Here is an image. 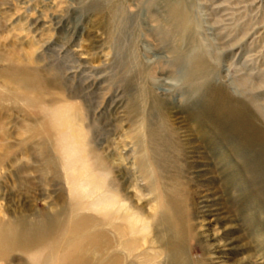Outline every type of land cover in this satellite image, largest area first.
Returning <instances> with one entry per match:
<instances>
[{"label": "rangeland", "instance_id": "obj_1", "mask_svg": "<svg viewBox=\"0 0 264 264\" xmlns=\"http://www.w3.org/2000/svg\"><path fill=\"white\" fill-rule=\"evenodd\" d=\"M248 100L264 0H0V264H264Z\"/></svg>", "mask_w": 264, "mask_h": 264}, {"label": "bare ground", "instance_id": "obj_2", "mask_svg": "<svg viewBox=\"0 0 264 264\" xmlns=\"http://www.w3.org/2000/svg\"><path fill=\"white\" fill-rule=\"evenodd\" d=\"M193 57H192V65H193V67H192V70L194 71V72H196L197 74H199L200 76H202V77H207L208 75H207V72H206V70L204 69V64H205V62L203 61V59H202V57L200 56V54H194V55H192ZM192 72V71H191ZM190 78V77H189ZM181 79V78H180ZM197 79H198V77H197ZM44 86V85H43ZM250 96V95H249ZM257 107H256V105H254V102H252V101H250V100H248V102H246V104H241V112H242V114L245 116V118L247 119V120H249L251 123H253V122H255V121H260L261 120V124H262V122H264V114H261L260 112H258L257 111V109H256ZM47 116V115H46ZM257 121V122H258ZM63 122V121H62ZM249 123V122H248ZM250 123V124H251ZM260 123V122H259ZM50 124V123H49ZM254 124V123H253ZM260 124V125H261ZM255 125V124H254ZM253 125V126H254ZM264 126V125H263ZM264 128V127H263ZM258 129V128H257ZM58 133V132H57ZM263 133V132H262ZM59 141V140H58ZM75 170V169H74ZM106 175V174H105ZM91 185V184H90ZM92 186V185H91ZM84 187V186H83ZM82 187V188H83ZM86 187V186H85ZM94 188H95V186H93ZM92 187V188H93ZM114 188V187H113ZM99 189H101V188H99ZM110 189V188H109ZM78 190V189H77ZM80 190V189H79ZM79 190H78V192H79ZM86 190V189H85ZM84 190V191H85ZM88 190H90V192L92 193V190L90 189V188H88ZM98 190V189H97ZM106 190H108V189H106ZM111 190H114V189H111ZM115 190H116V188H115ZM84 191H82V193L83 194H85L84 193ZM94 191H96V189L94 190ZM99 191V190H98ZM103 191V193L105 192V189L104 190H102ZM81 192V191H80ZM79 192V193H80ZM87 193V192H86ZM96 193V192H95ZM95 193H94V198L93 199H95ZM106 193V192H105ZM110 194H111V192H110ZM82 195V194H81ZM93 195V194H92ZM105 195V194H104ZM113 195V194H112ZM78 196H79V194H78ZM83 196H90L91 197V195H83ZM102 196H103V194H102ZM111 196V195H110ZM110 196H109V199H110ZM115 196L116 195H114L113 197L115 198ZM81 197V196H80ZM119 197V196H118ZM73 198H75V197H73ZM73 198H72V201H73ZM78 198V197H77ZM76 198V199H77ZM88 198H84L83 199V202H84V200H87ZM108 199V200H109ZM78 200V199H77ZM76 200V202H79L80 200H78L77 201ZM81 200H82V197H81ZM98 200V199H97ZM112 200V199H111ZM95 201H96V199H95ZM103 201V200H102ZM99 202H101V201H99ZM118 202H120V199H119V201ZM72 205L74 204V202L72 203V202H70ZM85 203V202H84ZM84 203H83V205H84ZM90 203V202H89ZM98 203V202H97ZM105 203H107V202H104L103 204H101L100 203V206L102 205L103 207H104V209H106L107 210V207H108V203L106 204V206L104 205ZM86 204V203H85ZM112 205V202L110 203L109 202V205ZM124 203H122V205H123ZM127 203H125L124 205H126ZM79 205V204H78ZM77 205V206H78ZM113 205L115 206V205H117V203L116 204H114L113 203ZM120 203L118 204V206L119 207H123ZM77 206H75V207H77ZM88 206V205H87ZM92 206H93V203H92ZM114 206H110V207H114ZM117 206V207H118ZM73 207V206H72ZM81 207H83V206H81ZM80 207V208H81ZM91 206L89 205V207L88 208H90ZM93 207H95V206H93ZM106 207V208H105ZM116 208V209H119V211H120V209H122V208ZM128 207V206H127ZM74 208V207H73ZM79 208V207H78ZM79 208V209H80ZM125 208H126V206H125ZM78 209V210H79ZM87 209V208H86ZM85 209V210H86ZM96 209V208H95ZM94 209V210H95ZM109 209H111V208H109ZM124 209V208H123ZM74 210V209H73ZM84 210V211H85ZM101 210H103V208L101 209ZM114 211H115V208L113 209ZM127 210V209H126ZM75 211V210H74ZM73 211V212H74ZM76 211H77V209H76ZM81 211H82V208H81V210H80V213H81ZM93 211V210H92ZM108 211V210H107ZM109 211H111V210H109ZM121 211H123V210H121ZM128 212H130L129 210H127ZM132 211V210H131ZM78 212V211H77ZM106 212V211H105ZM112 213V212H111ZM115 214L117 213V212H114ZM77 214H79V213H77ZM76 214V215H77ZM83 214V213H82ZM100 214V213H99ZM119 214H120V212H119ZM118 214V215H119ZM122 214V213H121ZM123 214H124V212H123ZM128 214V213H127ZM134 214V213H133ZM104 215V214H103ZM107 215V214H106ZM110 215V214H109ZM125 215H126V213H125ZM73 217H74V215H72ZM79 216H80V214L78 215V217H76V218H79ZM105 216V215H104ZM111 217H112V215H110ZM141 216V215H140ZM83 217V216H82ZM81 217V218H82ZM106 217H108V215L106 216ZM114 217V216H113ZM117 217V216H116ZM131 217V216H130ZM75 218V217H74ZM89 218V217H88ZM117 218H119V217H117ZM53 219H55V218H53ZM85 219V218H84ZM106 219V218H105ZM109 219H111L110 217H109ZM122 219V218H121ZM142 219V218H141ZM47 220V219H46ZM86 220H90V219H86ZM112 221H113V218L111 219ZM117 220V219H116ZM120 220V219H119ZM26 221H28V219L26 220ZM25 221V222H26ZM73 221V220H72ZM78 221H82V220H78ZM104 221V220H103ZM121 222H123V219L122 220H120ZM130 221L131 222H133L131 219H130ZM130 221H128L129 223L128 224H130L131 222ZM139 221V220H138ZM141 221V220H140ZM145 221V220H144ZM50 222V221H49ZM74 222V224H73V226L74 225H76L77 223H76V221H73ZM118 222V221H117ZM32 223V222H31ZM35 223V222H34ZM47 223V222H46ZM45 223V224H46ZM85 223V222H84ZM104 223V222H103ZM127 223V222H126ZM136 223H137V221H136ZM41 224V223H40ZM44 224V225H45ZM70 224V223H69ZM108 225H109V223H107ZM132 224H134V223H132ZM132 224H130V225H132ZM5 225H9L8 223H6ZM29 225H31L30 223H29ZM29 225H28V227H29ZM42 225V224H41ZM47 225V224H46ZM48 225H50V224H48ZM79 225H81V224H79ZM87 225V224H86ZM114 225V224H113ZM127 225V224H126ZM144 225V224H143ZM0 226H2V222H0ZM11 226V225H10ZM9 226V227H10ZM32 226V225H31ZM30 226V227H31ZM34 226V225H33ZM43 226V225H42ZM50 226H52V225H50ZM85 226V225H84ZM90 226H91V223H90ZM116 226H119V225H116ZM35 227V226H34ZM38 227V226H37ZM119 227H121V226H119ZM135 227L136 226H134V229H135ZM141 227V226H140ZM5 228H8V227H6L5 226ZM45 228V227H44ZM88 227H86L85 226V229H87ZM91 228V227H90ZM116 228V227H115ZM126 228V227H125ZM129 228H131V227H129ZM133 228V227H132ZM1 229H3V228H1ZM46 229V228H45ZM65 229V228H64ZM113 229H114V227H113ZM121 229H122V227H121ZM124 229V228H123ZM127 229V228H126ZM139 228H137V230H138ZM10 230V229H9ZM28 230V229H27ZM36 230V229H35ZM37 230H39L38 228H37ZM37 230H36V232H37ZM44 230V229H43ZM51 230V229H50ZM89 230V229H88ZM136 230V231H137ZM144 230H146V228L144 229ZM45 231V230H44ZM60 231V230H59ZM63 231V230H62ZM75 230H73V232H74ZM81 231V230H80ZM85 231V230H84ZM115 231H117L116 229H115ZM119 231H120V229H119ZM122 231H124V230H122ZM130 230H127L126 232H129ZM140 231H142V230H140ZM33 232V231H32ZM39 232V231H38ZM53 232V231H52ZM51 232V234H53ZM79 232V231H78ZM118 232V231H117ZM125 232V231H124ZM133 232V231H132ZM143 232H145V231H143ZM5 233H8V230H7V232L5 231V230H0V260H2L3 258H5V255L7 256V254L6 253H8L9 251H11V250H14L12 247H14L15 245L17 246V244L19 243V242H21L19 245L20 246H25V244H29V243H24V242H22V241H20L19 240V238L17 237H13L12 235H13V233H12V235L11 236H9V234H8V237H7V234H5ZM10 233V234H11ZM30 233H31V231H30ZM39 233H41V232H39ZM46 232H44L43 234L44 235H46V237H47V233L45 234ZM74 233H77V232H74ZM73 233V234H74ZM82 234H83V231L81 232ZM85 233V232H84ZM88 233H90V232H88ZM91 233H93V232H91ZM95 233V232H94ZM130 233V232H129ZM136 233V232H135ZM64 234V233H63ZM98 234V233H97ZM116 234H119V232L118 233H116ZM128 234V233H127ZM54 235V234H53ZM61 235V234H60ZM67 235V234H66ZM75 235V234H74ZM84 235V234H83ZM102 236H104L103 234H101ZM122 235V234H121ZM59 236V235H58ZM63 236V235H62ZM81 236V235H80ZM80 236H78V238L80 237ZM85 236H87V235H85ZM172 236V235H171ZM82 237H84V236H82ZM126 237V236H125ZM58 238V237H57ZM60 238V237H59ZM63 238V237H62ZM64 238H65V236H64ZM63 238V239H64ZM69 238V237H68ZM73 238V237H72ZM92 238V237H91ZM90 238V239H91ZM102 238V237H101ZM121 238V237H120ZM119 237H118V239H120ZM123 239H124V237H122ZM33 239V238H32ZM47 239V238H46ZM65 239H67V238H65ZM64 239V240H65ZM48 240V239H47ZM54 240H57V239H54ZM62 240V239H61ZM70 240V239H69ZM81 240V239H80ZM84 240H85V238H84ZM83 240V241H84ZM126 240V242L128 241L127 239H125ZM53 241V240H52ZM51 241V242H52ZM66 241H68V240H66ZM65 241V242H66ZM71 241V240H70ZM78 241H79V239H78ZM82 241V240H81ZM87 241H89L88 239H87ZM48 242V241H47ZM56 242V241H55ZM61 242V241H60ZM64 242V241H63ZM64 242V243H65ZM74 241L72 240V243H73ZM131 242V241H130ZM45 243V242H44ZM67 243V242H66ZM78 242H76V243H74V244H77ZM81 243V242H80ZM85 243H86V241H85ZM85 243H83V244H85ZM123 243H124V241H123ZM133 243V242H132ZM131 243V244H132ZM121 244V243H120ZM125 244H127V243H125ZM130 244V243H129ZM130 244V245H131ZM64 245V244H63ZM66 245V244H65ZM71 245V244H70ZM78 245H80V244H77V246ZM88 245V244H87ZM102 245V244H101ZM128 245V244H127ZM126 245V246H127ZM133 246H134V243L132 244ZM43 246V245H42ZM72 246H73V244H72ZM121 246V245H120ZM119 246V247H120ZM67 247V246H66ZM71 247V246H70ZM123 247V246H122ZM49 248V247H48ZM73 248H75V247H73ZM96 248V246L94 247V249ZM126 248V247H125ZM79 249V248H78ZM81 249V248H80ZM131 249V248H130ZM135 249V248H134ZM40 250V249H39ZM74 250V249H73ZM88 250V249H87ZM122 250V249H121ZM124 250V249H123ZM126 250V249H125ZM129 250V249H128ZM32 251V250H31ZM37 251V250H36ZM57 251H59V249L57 250ZM76 251H77V249H76ZM89 251V250H88ZM94 251V250H93ZM96 251V250H95ZM99 251V250H98ZM127 251V250H126ZM33 252V251H32ZM46 252V251H45ZM44 252V253H45ZM131 252V251H130ZM57 253V255H59L58 254V252H56ZM77 253H78V251H77ZM80 253V252H79ZM89 253V252H88ZM119 253V252H118ZM129 253V252H128ZM87 254V253H86ZM2 255H4V256H2ZM49 255V254H48ZM47 255V256H48ZM116 255H121V254H116ZM42 256V255H41ZM55 256V255H54ZM64 256V255H63ZM36 257V256H35ZM43 257H44V255H43ZM46 257V256H45ZM44 257V258H45ZM56 257V256H55ZM74 257V256H73ZM130 257V256H129ZM9 258V257H8ZM32 258H33V256H32ZM44 258L42 259V260H44ZM47 258V257H46ZM62 258H64V257H62ZM70 258H71V256H70ZM41 259V258H40ZM59 259V258H58ZM72 259V258H71ZM120 259H122V258H120ZM73 260V259H72ZM84 260H87V259H84ZM89 260V259H88ZM46 261H48V258L46 259ZM81 261V260H80ZM44 262V261H43ZM42 262V263H43ZM50 262V261H49ZM63 262H65V261H63ZM70 262V261H69ZM46 263V262H45ZM44 263V264H45ZM56 263H57V261H56ZM115 263V262H114ZM122 263H123V261H122ZM36 264V263H35ZM39 264H41V263H39ZM65 264V263H64ZM68 264V263H67ZM116 264V263H115Z\"/></svg>", "mask_w": 264, "mask_h": 264}]
</instances>
